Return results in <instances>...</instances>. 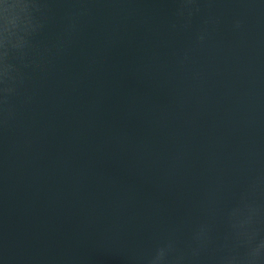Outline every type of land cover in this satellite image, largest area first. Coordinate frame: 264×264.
<instances>
[{"label": "water", "instance_id": "obj_1", "mask_svg": "<svg viewBox=\"0 0 264 264\" xmlns=\"http://www.w3.org/2000/svg\"><path fill=\"white\" fill-rule=\"evenodd\" d=\"M0 264H264V0H0Z\"/></svg>", "mask_w": 264, "mask_h": 264}]
</instances>
